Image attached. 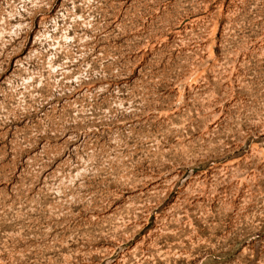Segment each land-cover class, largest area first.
I'll return each instance as SVG.
<instances>
[{"label": "rangeland", "instance_id": "rangeland-1", "mask_svg": "<svg viewBox=\"0 0 264 264\" xmlns=\"http://www.w3.org/2000/svg\"><path fill=\"white\" fill-rule=\"evenodd\" d=\"M0 264H264V0H0Z\"/></svg>", "mask_w": 264, "mask_h": 264}]
</instances>
